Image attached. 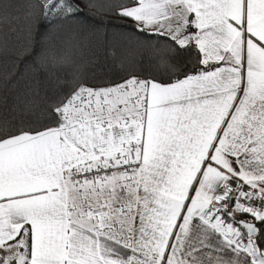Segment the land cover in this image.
<instances>
[{
	"label": "snow or ice",
	"instance_id": "1",
	"mask_svg": "<svg viewBox=\"0 0 264 264\" xmlns=\"http://www.w3.org/2000/svg\"><path fill=\"white\" fill-rule=\"evenodd\" d=\"M0 264H264V0H0Z\"/></svg>",
	"mask_w": 264,
	"mask_h": 264
},
{
	"label": "trees",
	"instance_id": "2",
	"mask_svg": "<svg viewBox=\"0 0 264 264\" xmlns=\"http://www.w3.org/2000/svg\"><path fill=\"white\" fill-rule=\"evenodd\" d=\"M128 23H130V22H128ZM90 48H91V50H90V51H87V52L85 53V59H86V60H87V59L93 54V52H95L96 55H100V52H99V50L95 47V45H91Z\"/></svg>",
	"mask_w": 264,
	"mask_h": 264
}]
</instances>
